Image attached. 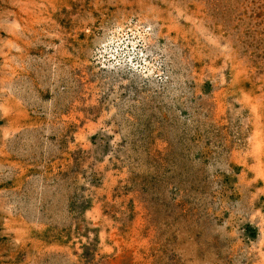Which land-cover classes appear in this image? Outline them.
<instances>
[{
    "label": "rangeland",
    "instance_id": "rangeland-1",
    "mask_svg": "<svg viewBox=\"0 0 264 264\" xmlns=\"http://www.w3.org/2000/svg\"><path fill=\"white\" fill-rule=\"evenodd\" d=\"M0 264H264V0H0Z\"/></svg>",
    "mask_w": 264,
    "mask_h": 264
}]
</instances>
